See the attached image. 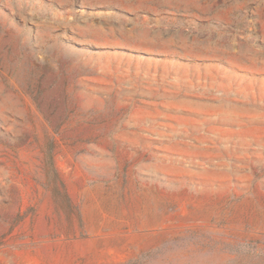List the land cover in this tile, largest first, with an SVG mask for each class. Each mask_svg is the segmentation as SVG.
Instances as JSON below:
<instances>
[{"label":"rangeland","instance_id":"obj_1","mask_svg":"<svg viewBox=\"0 0 264 264\" xmlns=\"http://www.w3.org/2000/svg\"><path fill=\"white\" fill-rule=\"evenodd\" d=\"M0 264H264V0H0Z\"/></svg>","mask_w":264,"mask_h":264}]
</instances>
